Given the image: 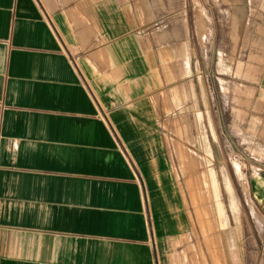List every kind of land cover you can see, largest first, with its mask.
Instances as JSON below:
<instances>
[{
	"label": "crops",
	"instance_id": "crops-1",
	"mask_svg": "<svg viewBox=\"0 0 264 264\" xmlns=\"http://www.w3.org/2000/svg\"><path fill=\"white\" fill-rule=\"evenodd\" d=\"M195 114L264 213V0H0V264H184Z\"/></svg>",
	"mask_w": 264,
	"mask_h": 264
},
{
	"label": "rangeland",
	"instance_id": "rangeland-1",
	"mask_svg": "<svg viewBox=\"0 0 264 264\" xmlns=\"http://www.w3.org/2000/svg\"><path fill=\"white\" fill-rule=\"evenodd\" d=\"M213 7L216 11L217 5ZM225 12L227 17L234 16L230 5L225 6ZM236 23L234 18L226 20L227 32L231 33L227 36V43L234 44L238 38ZM217 40L215 37V51L210 53L215 63L219 58ZM218 71L226 77L233 75L231 67H211V81L214 77L215 82L211 84V90L214 94H217ZM200 92L199 88V95ZM214 119L216 122L217 117ZM169 136L179 142L191 139L196 145L207 144L206 147L184 148L190 158H187V163L179 165V176L194 223V242L189 244V258L184 264H264V213L248 193L245 169L250 165H244L243 157L239 156H244V152L251 148L249 142L241 146L238 137L237 156L231 148H220L213 118L197 114L191 121L187 117L179 118L177 127ZM240 166L244 176L239 173ZM242 187L247 194L242 192ZM226 232L235 240L236 244L231 247L227 239L223 243Z\"/></svg>",
	"mask_w": 264,
	"mask_h": 264
}]
</instances>
